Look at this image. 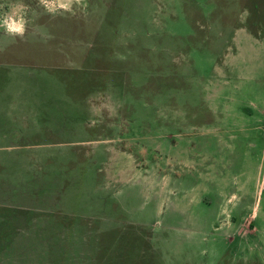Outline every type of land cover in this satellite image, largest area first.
Listing matches in <instances>:
<instances>
[{
    "label": "rangeland",
    "instance_id": "1",
    "mask_svg": "<svg viewBox=\"0 0 264 264\" xmlns=\"http://www.w3.org/2000/svg\"><path fill=\"white\" fill-rule=\"evenodd\" d=\"M13 14L1 256L264 264V0H0Z\"/></svg>",
    "mask_w": 264,
    "mask_h": 264
},
{
    "label": "clouds",
    "instance_id": "2",
    "mask_svg": "<svg viewBox=\"0 0 264 264\" xmlns=\"http://www.w3.org/2000/svg\"><path fill=\"white\" fill-rule=\"evenodd\" d=\"M79 4L80 0H40V3L51 12L56 13L58 10L71 11L73 3ZM27 21L23 16L6 15L0 20V27L4 28L7 33L13 36L23 37L26 30Z\"/></svg>",
    "mask_w": 264,
    "mask_h": 264
},
{
    "label": "crops",
    "instance_id": "3",
    "mask_svg": "<svg viewBox=\"0 0 264 264\" xmlns=\"http://www.w3.org/2000/svg\"><path fill=\"white\" fill-rule=\"evenodd\" d=\"M2 249H0L1 252ZM4 255L5 254H11L12 255V259H7L4 258L3 256L0 255V264H30L27 260L22 259V258H15V253H13V251L11 250V252L9 253V251H5L3 252ZM17 253V252H16Z\"/></svg>",
    "mask_w": 264,
    "mask_h": 264
},
{
    "label": "trees",
    "instance_id": "4",
    "mask_svg": "<svg viewBox=\"0 0 264 264\" xmlns=\"http://www.w3.org/2000/svg\"><path fill=\"white\" fill-rule=\"evenodd\" d=\"M4 245V244H3Z\"/></svg>",
    "mask_w": 264,
    "mask_h": 264
}]
</instances>
